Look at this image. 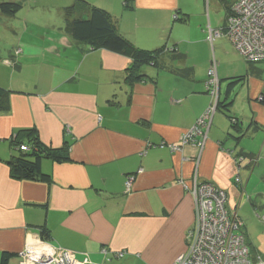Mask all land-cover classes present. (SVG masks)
Listing matches in <instances>:
<instances>
[{"label": "crops", "instance_id": "1", "mask_svg": "<svg viewBox=\"0 0 264 264\" xmlns=\"http://www.w3.org/2000/svg\"><path fill=\"white\" fill-rule=\"evenodd\" d=\"M0 1L22 4L0 13V87L9 94L0 112V261L9 254L8 264H21L24 246L45 231L43 241L86 264H172L194 223V177L223 190L231 212L239 215L246 193L244 208L264 211L262 187L250 186L264 182V62L245 61L226 36L208 39L235 0ZM81 3L104 9L134 47L163 49L164 68L75 40L65 15L74 5L84 12ZM213 61L237 126L216 109L202 149L160 147L179 143L213 102L205 86ZM29 129L35 136L21 132ZM34 138L43 151L68 147L66 160L41 158L47 181L10 171L14 140Z\"/></svg>", "mask_w": 264, "mask_h": 264}, {"label": "built area", "instance_id": "2", "mask_svg": "<svg viewBox=\"0 0 264 264\" xmlns=\"http://www.w3.org/2000/svg\"><path fill=\"white\" fill-rule=\"evenodd\" d=\"M221 36L228 37L245 61L264 62V0H235L225 26L221 29H210L208 39L212 42ZM207 76L205 86L213 102L191 129L182 135L179 143H161L160 147L180 152L185 145L192 144L202 149L216 110L219 79L215 61L209 66ZM19 149L26 150L27 147L20 145ZM133 179L134 176H127V190H130ZM180 183L183 185V181ZM187 189L194 201V223L186 233L185 252L178 255L172 264H250L249 248L242 232L243 222L236 213L227 211L226 193L209 182L198 181L196 177ZM107 252V249H101V253ZM124 253L116 252L115 256L121 258ZM20 257L21 264L88 263L87 258L77 261L71 250L53 247L43 240L27 243L20 252ZM257 264L263 262L259 260Z\"/></svg>", "mask_w": 264, "mask_h": 264}, {"label": "trees", "instance_id": "3", "mask_svg": "<svg viewBox=\"0 0 264 264\" xmlns=\"http://www.w3.org/2000/svg\"><path fill=\"white\" fill-rule=\"evenodd\" d=\"M234 2L229 5V11ZM78 4V3H77ZM82 4V3H81ZM84 12L79 11L80 6L74 5L68 7L65 15L64 29L75 40L88 44L92 49L104 48L117 53H121L132 59L135 66L140 63H148L153 66L164 68V63L159 59L164 50L149 51L139 49L128 43L118 32L115 24L109 17L108 13L99 7L82 4ZM20 2L0 1V13L5 15H14L21 8ZM79 7V8H77ZM77 16H73L75 12ZM83 13V15H82ZM236 78V80L241 79ZM235 80H231L229 84H233ZM8 91L0 87V112L5 111L9 107ZM263 100V98H261ZM264 101V100H263ZM231 104V103H230ZM229 104L217 102V109L223 108L224 113L229 117L231 124L237 126V119L229 114ZM27 136H35L34 129L23 130ZM35 139V138H34ZM14 145L18 149V156L9 160L11 174L18 178L35 179L47 181L49 175L40 171V160L44 156H51L56 160L68 159V147L63 146L60 149H50L45 147L43 151L36 139L32 144H23L14 140ZM20 145L27 147L26 150L19 149ZM238 160H242L243 156H238ZM46 232H41V239H46ZM9 254H3L0 264H8Z\"/></svg>", "mask_w": 264, "mask_h": 264}, {"label": "rangeland", "instance_id": "4", "mask_svg": "<svg viewBox=\"0 0 264 264\" xmlns=\"http://www.w3.org/2000/svg\"><path fill=\"white\" fill-rule=\"evenodd\" d=\"M258 184L260 187H262V190L264 192V182H258L257 178H254L253 184H250V186L256 187ZM248 195L249 193L248 194L246 193L243 196V199L240 201V206L238 210L239 215L238 214L237 215L240 217L241 220L243 219L244 221L242 232L246 240V244L248 245L249 248L248 259L250 264H257L259 260H261L264 263V211L259 210L256 207H253V205H250L249 203H247V206L244 208V205L246 204V202H248L247 200ZM255 200H256V196H255ZM225 205L229 213L231 214L235 213L228 210L227 200ZM259 250L261 252H259Z\"/></svg>", "mask_w": 264, "mask_h": 264}, {"label": "water", "instance_id": "5", "mask_svg": "<svg viewBox=\"0 0 264 264\" xmlns=\"http://www.w3.org/2000/svg\"><path fill=\"white\" fill-rule=\"evenodd\" d=\"M234 85L233 84H228L227 87H226V94H228L230 91H231V87ZM219 92H220V81H219V84H218V92H217V96H216V105H215V109H217V102L220 101L219 100ZM264 264V263H263Z\"/></svg>", "mask_w": 264, "mask_h": 264}]
</instances>
